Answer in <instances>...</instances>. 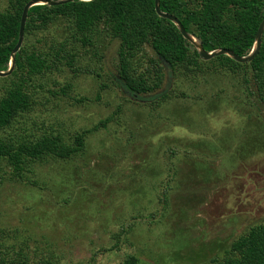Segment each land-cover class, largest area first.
<instances>
[{
  "label": "rangeland",
  "instance_id": "rangeland-1",
  "mask_svg": "<svg viewBox=\"0 0 264 264\" xmlns=\"http://www.w3.org/2000/svg\"><path fill=\"white\" fill-rule=\"evenodd\" d=\"M8 8L0 0V13ZM69 28L59 21L47 37L77 55L76 69L63 62L28 81L32 109L0 140L59 136L73 145L110 122L87 135L83 152L35 164L24 182L4 165L0 234L9 264L224 262L264 225V89L253 72L201 60L200 70L167 75L159 91L167 100L136 101L117 80L120 41L103 27L85 46ZM151 56L149 47L134 56L138 74ZM5 78L0 98L16 81Z\"/></svg>",
  "mask_w": 264,
  "mask_h": 264
},
{
  "label": "trees",
  "instance_id": "trees-1",
  "mask_svg": "<svg viewBox=\"0 0 264 264\" xmlns=\"http://www.w3.org/2000/svg\"><path fill=\"white\" fill-rule=\"evenodd\" d=\"M31 1L9 0L8 10L0 13L1 72L9 69L11 54L19 39L23 11ZM160 5L164 13L177 17L185 30L202 42L207 52L227 49L240 57L252 52L264 20V0H161ZM59 21L67 22L75 32V40L85 46L92 45V36L103 27L120 41L117 80L136 101L151 98L154 94L153 98L159 102L167 100V93L159 92L167 75L172 77L184 69L195 72L201 68L202 61L197 51L174 23L157 14L155 0H78L60 6H35L28 14L24 42L16 55L15 69L5 78L16 81L0 98V132L11 129L18 116L32 109L28 81L51 73L63 62L72 70L76 69L77 55L65 52L63 44L49 45L48 31ZM41 35L43 37L39 39ZM35 38L37 45L43 47L30 44V40ZM148 47L154 52V56L148 58L150 67L138 74L133 64L134 56ZM210 62H218L232 72L251 70L262 94L264 35L260 52L251 63L240 64L226 55ZM66 91V88L62 89L63 95ZM108 122L109 119L79 134L73 145L66 144L59 136L27 140L2 138L0 188L8 173H5L4 165L9 168L13 180L24 182L26 172L35 164L48 158L69 160L83 152L87 135L101 126L105 127ZM0 238L5 240L1 234ZM5 242H0V264H9L6 257L10 247ZM13 261L10 260L11 264H28L27 259H20L18 263ZM40 264L60 263L47 259ZM124 264H138V260L130 256ZM220 264H264V225L252 228L247 236L234 243L230 256Z\"/></svg>",
  "mask_w": 264,
  "mask_h": 264
},
{
  "label": "water",
  "instance_id": "water-1",
  "mask_svg": "<svg viewBox=\"0 0 264 264\" xmlns=\"http://www.w3.org/2000/svg\"><path fill=\"white\" fill-rule=\"evenodd\" d=\"M74 1H78V0H54V1H51V0H33L25 6L24 11H23V15H22V19H21L18 43H17L14 51L11 54V61L9 64V69L6 72L0 71V77L10 76L15 69L16 55L23 46L25 27H26V23H27L28 14H29L30 9L35 7V6H41V5L60 6V5H64V4H67L70 2H74ZM80 1H85V0H80ZM89 1H92V0H89ZM160 3H161V0H155V8H156L157 14L161 18L167 19L168 21H171L172 23L175 24V26L177 27V29L179 30L181 35L184 37V39H186L194 47V49L197 51L200 59L203 61H211V60H213L219 56L226 55L229 58H231L232 60L236 61L237 63L247 64V63H251L257 57L258 53L260 52L261 45H262V38L264 35V20L262 21V23L258 29L257 35L255 37L254 48L248 56L240 57V56L234 54L233 52H231L230 50H227V49H220V50H216L213 52H207L204 49L202 42L198 38H196L195 36L189 34L185 30L183 24L180 22V20L177 17H175L174 15H171V14L164 13L161 10Z\"/></svg>",
  "mask_w": 264,
  "mask_h": 264
},
{
  "label": "bare ground",
  "instance_id": "bare-ground-1",
  "mask_svg": "<svg viewBox=\"0 0 264 264\" xmlns=\"http://www.w3.org/2000/svg\"><path fill=\"white\" fill-rule=\"evenodd\" d=\"M85 1H89V0H85Z\"/></svg>",
  "mask_w": 264,
  "mask_h": 264
}]
</instances>
